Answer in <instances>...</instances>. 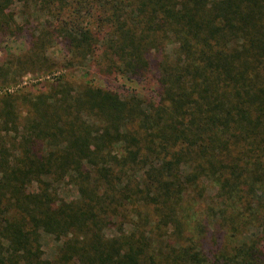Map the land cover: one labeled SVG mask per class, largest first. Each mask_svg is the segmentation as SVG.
I'll list each match as a JSON object with an SVG mask.
<instances>
[{
	"label": "trees",
	"instance_id": "obj_1",
	"mask_svg": "<svg viewBox=\"0 0 264 264\" xmlns=\"http://www.w3.org/2000/svg\"><path fill=\"white\" fill-rule=\"evenodd\" d=\"M0 264H264V0H0Z\"/></svg>",
	"mask_w": 264,
	"mask_h": 264
},
{
	"label": "rangeland",
	"instance_id": "obj_2",
	"mask_svg": "<svg viewBox=\"0 0 264 264\" xmlns=\"http://www.w3.org/2000/svg\"><path fill=\"white\" fill-rule=\"evenodd\" d=\"M35 78L32 77L31 73H26V75L24 76V78L22 79V84H29L34 82Z\"/></svg>",
	"mask_w": 264,
	"mask_h": 264
}]
</instances>
